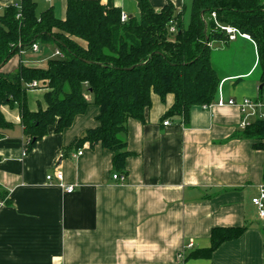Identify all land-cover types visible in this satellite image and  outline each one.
Listing matches in <instances>:
<instances>
[{
  "label": "crops",
  "instance_id": "0c3cea01",
  "mask_svg": "<svg viewBox=\"0 0 264 264\" xmlns=\"http://www.w3.org/2000/svg\"><path fill=\"white\" fill-rule=\"evenodd\" d=\"M44 1L54 9V1L60 3L65 17L66 0ZM169 1L182 8L188 0H150L157 9ZM13 3L0 0V15ZM114 4L129 16L139 13L136 0ZM231 42L224 43L241 51L244 66L223 73L221 86L226 99L240 102L243 96L231 86L252 77L258 55L251 38ZM24 55L9 60L6 71L20 63L45 67L49 58L23 61ZM254 80L260 89V79ZM43 94L28 92L30 108L45 106ZM173 102L172 95L165 101L154 95L145 121L129 120L125 182L113 179L114 152L99 144L73 146L99 125L98 105L91 103L62 132L51 127L27 153L19 108L4 107L13 127L0 130V190L7 195L0 200V264H264V219L252 203L264 185V150L242 136L237 106L195 105L186 121L172 116L165 125ZM243 226L240 237L210 257L188 258L210 247L213 228ZM189 242L193 247L185 249Z\"/></svg>",
  "mask_w": 264,
  "mask_h": 264
},
{
  "label": "trees",
  "instance_id": "16d2710c",
  "mask_svg": "<svg viewBox=\"0 0 264 264\" xmlns=\"http://www.w3.org/2000/svg\"><path fill=\"white\" fill-rule=\"evenodd\" d=\"M139 13L121 21L122 9L114 0H66L64 18L54 6L40 13L37 0L13 4L0 15V130L13 127L4 115L6 106L19 108L28 139L27 152L48 135L69 128L89 105L99 106V125L87 129L73 146L101 145L114 152L113 169L125 173L128 122L145 121L153 96L174 102L164 119L182 116L186 121L195 105L214 103L223 77L212 61V42L230 40L219 25H231L248 34L256 45L260 84H264V0H191L189 9L172 1L157 9L150 0H136ZM20 13V16L18 14ZM213 13L216 17H213ZM177 28L170 32L171 22ZM54 44L64 57L51 56L45 67L20 63L5 66L33 44ZM40 83L45 106L28 104L27 84ZM37 89V90H38ZM264 92L259 89V95ZM264 150V119L257 118L242 131ZM0 190V200L6 199ZM7 201V200H5ZM247 227H215L208 248L190 253L210 257L225 241L240 237Z\"/></svg>",
  "mask_w": 264,
  "mask_h": 264
},
{
  "label": "built area",
  "instance_id": "2783aa9c",
  "mask_svg": "<svg viewBox=\"0 0 264 264\" xmlns=\"http://www.w3.org/2000/svg\"><path fill=\"white\" fill-rule=\"evenodd\" d=\"M49 2H51L52 0H48ZM22 2L23 0H14L13 5L18 8L19 10L22 9ZM18 16H20V13L18 14ZM213 17H216V14L213 13ZM130 18L129 14L122 10L121 13V21L122 22H126L128 21ZM219 27L226 32V34L228 35V38L230 41H233L235 39H237V37H247L250 38V36L248 34L242 33L239 31L238 28L231 26V25H219ZM170 32L171 33H176L177 32V28L176 25L174 24V22H171V26H170ZM41 48L39 46V44H33V48H32V52H40ZM21 54H24V52H21ZM53 56H58V57H64L63 53L59 50V49H55L54 53L52 54ZM40 86V83H38L37 81H33L31 83L27 84V88L28 90H35L38 89ZM214 105L217 106H225V105H231V106H237L240 109V112L242 114V120L240 122V127L242 129L246 128L252 121H250V118H261L264 119V92L262 94L259 95L258 98L256 99H250V98H244L242 101L238 102L232 98L230 99H226L223 95V91H222V87H220V91H219V96L218 99L212 103V104H205L203 105L204 108H211ZM165 125L169 124V121H165L164 122ZM28 142V141H27ZM25 153H27V151L25 150ZM24 153V154H25ZM83 151H79V154H82ZM54 177H56L58 180H60L62 186H64V184L62 183L63 180V173L60 171H57L54 174ZM113 179L119 181V182H125L127 180V175L125 173H114L113 174ZM47 180L49 182H51L53 180V175H48L47 176ZM65 190L68 193H71L74 191V186H65ZM252 203L257 207L258 212H259V216L260 218L264 219V185H261L259 188V192L258 195L253 197L252 199ZM193 247V243L189 242L185 249H191ZM184 254L181 253V257H183Z\"/></svg>",
  "mask_w": 264,
  "mask_h": 264
},
{
  "label": "rangeland",
  "instance_id": "374dc122",
  "mask_svg": "<svg viewBox=\"0 0 264 264\" xmlns=\"http://www.w3.org/2000/svg\"><path fill=\"white\" fill-rule=\"evenodd\" d=\"M55 3V12L58 17H62L63 12L60 7V3L54 1ZM191 4V0H188L186 2L187 9H189ZM51 6V4L45 3L44 0H38V12L45 10L47 7ZM233 43V41L231 42ZM226 43H214L212 45V61L215 67L218 69V71L223 73H231L235 71V68H240L244 65L241 64L240 59L242 57L241 51L237 49L234 46L231 45H225ZM224 45V48L222 51H215V47H221ZM55 50L54 44H41V50L39 53H33L32 51L26 52L27 55L23 56V61H25L28 58L31 59H41L46 57H51L52 53ZM253 52V51H252ZM250 57H252L250 54L247 56V58L244 57V62L250 60ZM47 62H43L41 65H45ZM261 71L259 68L256 69V72L250 77L249 79L242 80L234 84V86H231V89L234 87L238 90V92L241 94L242 100L244 98H250V99H256L259 97V88L256 86V83L253 82L254 79H260ZM255 81V80H254ZM254 83V84H253ZM40 90V89H39ZM41 92V91H40ZM32 92L29 94L31 95ZM241 100V101H242ZM250 121H254V118H250Z\"/></svg>",
  "mask_w": 264,
  "mask_h": 264
},
{
  "label": "water",
  "instance_id": "95a60500",
  "mask_svg": "<svg viewBox=\"0 0 264 264\" xmlns=\"http://www.w3.org/2000/svg\"><path fill=\"white\" fill-rule=\"evenodd\" d=\"M3 65H4V63H2L0 67H2ZM263 86H264V84H261L260 88H263Z\"/></svg>",
  "mask_w": 264,
  "mask_h": 264
}]
</instances>
